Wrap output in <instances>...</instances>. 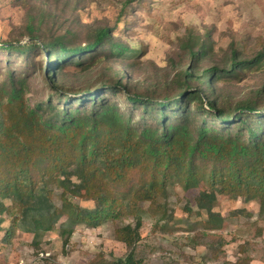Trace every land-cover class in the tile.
<instances>
[{
    "label": "trees",
    "instance_id": "1",
    "mask_svg": "<svg viewBox=\"0 0 264 264\" xmlns=\"http://www.w3.org/2000/svg\"><path fill=\"white\" fill-rule=\"evenodd\" d=\"M131 1L112 25L76 33L43 32L44 19L33 16L21 34L25 44L21 36L0 45V250L20 232L33 235L38 247L44 234L58 231L66 247L77 225L130 219L114 231L125 255L108 260L100 252L88 264H142L144 219L165 233L178 223L169 203L174 186L196 191L187 214L207 213L188 237L192 247L203 243L205 262L226 254L228 241L219 233L226 217L214 210L219 196L257 200L264 220V88L231 100L217 86L263 68L264 51L246 57L232 47L217 59L209 36L192 32L180 40L183 62L170 88L160 95L140 90L125 71L138 66L140 53L123 38ZM100 65L94 85L63 81L64 74L85 78ZM34 68L44 70L45 98L27 96ZM238 252L236 262L218 264H250L248 244Z\"/></svg>",
    "mask_w": 264,
    "mask_h": 264
},
{
    "label": "rangeland",
    "instance_id": "2",
    "mask_svg": "<svg viewBox=\"0 0 264 264\" xmlns=\"http://www.w3.org/2000/svg\"><path fill=\"white\" fill-rule=\"evenodd\" d=\"M125 1L0 0V45L21 36V43L25 44L29 38L21 34L26 32L33 16L44 19L43 32L51 29L62 33L69 28L76 33L87 26L112 25ZM128 10L123 38L129 45L139 48V63L128 70L119 65L115 67L125 68L140 90L149 88L160 95L170 88L175 69L183 62L180 40L192 32L201 37L209 36L212 56L217 59L226 56L232 47L246 57L264 51V0H132ZM33 60L39 65V60L43 61L42 54L37 51ZM22 63L19 56L13 67L18 69ZM101 68L104 70L103 65L96 66L85 78L66 74L62 78L67 85L87 87L99 82ZM33 72L27 74L30 85L27 96L45 98L44 70L34 68ZM217 86L223 88L231 100L250 96L258 88H264V65L256 72H247L241 82H217ZM195 193V190L186 192L180 186L170 189L169 203L178 223L172 225L169 233L157 229L154 219H144L138 247L144 254L142 264H218L225 259L236 262L242 254L238 252L241 243L248 244L250 264H264V220L258 217L259 202L231 196H219L214 207L226 217L224 227L219 230L228 241L225 257L218 262L203 260L205 246L201 242L192 247L188 237L195 232L189 228L207 218V213L202 210L201 216H197L184 211L186 202ZM191 206L197 210L195 205ZM130 221H108L95 228L77 225L66 247L58 231L44 234L38 247L33 243V235L20 232L12 245L0 250V264H88L100 252L108 260L123 257L126 246L115 238L114 231L116 226ZM9 223L6 220L3 226ZM257 228L262 229L261 235L256 232Z\"/></svg>",
    "mask_w": 264,
    "mask_h": 264
}]
</instances>
